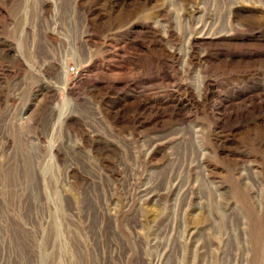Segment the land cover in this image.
<instances>
[{"label":"rangeland","instance_id":"1","mask_svg":"<svg viewBox=\"0 0 264 264\" xmlns=\"http://www.w3.org/2000/svg\"><path fill=\"white\" fill-rule=\"evenodd\" d=\"M0 264H264V0H0Z\"/></svg>","mask_w":264,"mask_h":264},{"label":"bare ground","instance_id":"2","mask_svg":"<svg viewBox=\"0 0 264 264\" xmlns=\"http://www.w3.org/2000/svg\"><path fill=\"white\" fill-rule=\"evenodd\" d=\"M8 49H10V47L7 46ZM58 69V68H57ZM65 81V80H64ZM68 87L67 84H66V81L64 83V88ZM55 88L53 87H49L48 85L46 86V93H54L55 92ZM69 90V89H68ZM46 95V94H45ZM68 118V117H67ZM70 120V119H69ZM84 140H86V138H84V136H82ZM87 137V142H89L91 145H94L95 142L97 143V141H95L94 139L90 138L89 136H86Z\"/></svg>","mask_w":264,"mask_h":264}]
</instances>
